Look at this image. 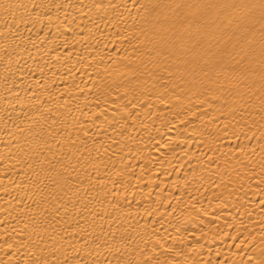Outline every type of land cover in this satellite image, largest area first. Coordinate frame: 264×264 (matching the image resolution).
Returning a JSON list of instances; mask_svg holds the SVG:
<instances>
[{"label":"bare ground","instance_id":"obj_1","mask_svg":"<svg viewBox=\"0 0 264 264\" xmlns=\"http://www.w3.org/2000/svg\"><path fill=\"white\" fill-rule=\"evenodd\" d=\"M0 264H264V0H0Z\"/></svg>","mask_w":264,"mask_h":264}]
</instances>
